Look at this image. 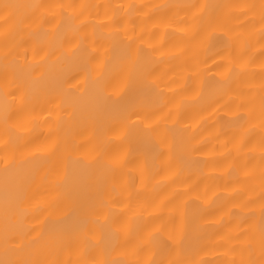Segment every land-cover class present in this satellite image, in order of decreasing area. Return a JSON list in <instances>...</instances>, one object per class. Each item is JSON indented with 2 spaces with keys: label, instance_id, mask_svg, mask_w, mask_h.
<instances>
[{
  "label": "bare ground",
  "instance_id": "obj_1",
  "mask_svg": "<svg viewBox=\"0 0 264 264\" xmlns=\"http://www.w3.org/2000/svg\"><path fill=\"white\" fill-rule=\"evenodd\" d=\"M3 3L101 7L91 9L92 16L79 19L73 18L74 11L70 9L67 15H58L56 20L46 25L47 34L38 40L25 36L26 43L19 51L27 50L28 56L21 55L18 65H10L7 80L0 38V259L17 258L12 252L5 256L6 225L16 230L15 244L19 246L27 239L23 232L38 226L48 217L73 228L86 225L85 232L80 234L81 243L66 249L60 256L68 264H85L93 259L102 261L107 250L117 244L123 245L120 258L130 262L137 259L148 261L150 254L135 252V239L126 235L129 226L140 232L160 227L168 247L182 243L185 254L201 261V264L238 262L241 259L240 247L244 243L240 233L249 226L243 222L249 213V208L244 206L245 201L250 194H258L260 190L257 178L244 176L248 169L258 170L259 129L257 140L238 152L234 147L232 122L236 114L244 111L239 105L245 100L255 96L258 103L260 64L264 58L260 56V45L253 43L250 53L253 61L246 73L227 80L226 70L230 66L229 61L235 59L234 49L226 47L225 39L213 41L205 51L201 40L193 36V28L198 21L192 18L190 11L179 6L259 4L260 0H0V4ZM129 4L173 7L159 8L158 15L151 19V7L137 10L123 25L115 26L121 30L128 29L129 35H142L144 48L151 45L158 49L154 53L156 72L153 79L162 90V93L149 91L138 82L127 90L122 102L145 110H156L160 119L156 123H146L154 128L159 125V132L151 139L134 134L117 148L108 144L105 135V129L114 122L115 114L97 102L87 67L76 58L79 56L76 52L78 45L101 52L104 49L99 43H93L99 38L93 35L91 28L76 29L85 19L93 17L97 22L111 23L104 16V5ZM213 11L218 12L219 9ZM251 27L244 16L235 15L218 22L216 32L222 36L231 29L228 36L235 38L247 34ZM133 28L135 33L131 31ZM182 28L184 32L179 31ZM41 47L50 54L40 73H30L26 60L32 61L33 51ZM217 51L221 55H213ZM110 55L106 78H118V83L123 84L131 70L119 60L118 51H112ZM208 55H212V59L204 63ZM40 58L36 56L35 60ZM18 87L20 92L16 91ZM108 91L112 93L113 89ZM5 92L11 95L6 98ZM26 92L41 123L31 133L32 143L18 149L16 156L27 157L37 147H49L50 151L38 154L40 158L35 162L38 171L33 166L13 169L8 172L6 180L3 161L6 156L11 159L12 152L4 150L5 102L7 99L15 112ZM53 95L58 96L57 103L65 102L63 106L67 111L60 112L64 121L55 135L49 138V132L55 126L43 123L48 113L42 109L52 107L47 104V99ZM53 141L59 142L58 148ZM65 146L72 150L66 151ZM116 154L123 156L124 163L116 173H112L105 161L108 156ZM64 166L73 174L75 183L68 185L63 195L57 197L41 177ZM21 189L35 195L31 201L33 206L42 202V198H56L51 215L35 213V219L22 220L16 211ZM104 202L112 208V214L121 216L119 241L110 237L113 226L104 221L107 212L88 211ZM6 204L9 209L7 215ZM88 234L93 235L95 248L86 251L82 241ZM155 258L167 264L173 254L157 252Z\"/></svg>",
  "mask_w": 264,
  "mask_h": 264
},
{
  "label": "snow or ice",
  "instance_id": "obj_2",
  "mask_svg": "<svg viewBox=\"0 0 264 264\" xmlns=\"http://www.w3.org/2000/svg\"><path fill=\"white\" fill-rule=\"evenodd\" d=\"M99 5H73V4H44V3H3L0 4V38L3 41V60L5 79L10 70V65H18L21 55L25 58L28 56L27 50L23 53L19 49L26 43L25 36L29 39H39L40 36L47 34L46 25L56 20L58 15H67L68 10L74 11V19L80 17H90L91 9L99 8ZM104 16L111 23L97 22L95 18L85 19L77 26V31L88 30L91 28L93 35L99 39L93 43H99L104 49H99L78 45L76 52L80 59L87 67L89 79L93 83L94 96L98 103L109 107L115 114L114 122L105 129V135L108 138V144L116 145L117 148L122 147L134 134L144 135L151 139L153 134L159 132V125L152 127L146 121L156 123L160 118L156 110H145L136 106L123 103V97L127 95V90L138 82L143 88L149 91L162 93L156 81L153 79L156 67L154 53L158 49L152 48L151 45L146 49L142 46L143 36L139 34L129 35V30H121L116 25H123L127 19L137 10H143L151 7L152 14L149 17L158 15V9L162 7H173L168 5L149 6V5H104ZM191 12V16L198 23L193 28V36L198 37L204 45V50L208 51L211 43L216 40H225L226 47L234 49L235 59L229 61V67L226 70V79L231 80L234 76L246 73L249 64L253 61L250 54L253 43L260 45V56L264 58V0H260L259 4H224V5H207V4H190L179 6ZM219 9L218 12L213 11ZM78 10V11H76ZM111 13V15L109 14ZM98 15V13H97ZM147 15V13H145ZM242 15L252 26L247 34L237 35L235 38L228 36V31L222 36L217 35L216 25L221 20H226L230 16ZM256 25H259L257 28ZM35 26V27H34ZM135 33V29L131 30ZM184 32L185 29H180ZM140 42V43H138ZM107 45V46H106ZM118 51L119 60L130 68L128 77L123 84L118 83V78L108 79L106 73L109 70L111 61L110 52ZM41 53L44 55L41 56ZM50 53H45L43 47L33 51V60L27 61V69L30 73H40L46 57ZM54 54V53H51ZM75 55V54H74ZM213 55H221L220 51ZM40 56V60L36 61L35 57ZM212 59V55H208L203 61ZM196 65H193L195 68ZM261 67V83L259 85V100L256 97H250L239 105L244 111L236 114L232 126L234 129L233 141L236 151L240 152L248 148L257 140V129H259L258 144L260 159L257 168L248 169L244 172V176L248 178H257L259 180V193H252L245 201V207L249 208L247 218L243 221L248 224V228L240 233L244 243L240 247L241 259L235 264H264V59L260 64ZM93 73L95 75L93 76ZM113 89L110 93L108 89ZM117 89H119L117 91ZM17 92L21 88L16 89ZM11 93L5 92L7 98ZM21 106L13 112L9 107L6 99L5 109L3 113L4 119V141L5 152H12V157L7 156L3 163L5 165L4 172L7 180V174L10 170L21 169L25 166H33L40 158L38 154L48 153L49 147H37L34 153H30L27 157L17 158L16 152L22 147H26L32 143L30 137L36 126L41 123L40 118L34 114L35 109L31 104L30 95L21 97ZM58 96L53 95L47 99V104L52 105L50 108H44L43 111L48 113L43 123H51L55 127L49 132V138L55 135L56 130L63 123L64 117L60 112H66L64 101L57 103ZM15 97H13V101ZM217 103L219 101H216ZM171 120V116L168 117ZM10 121H15L11 122ZM175 121H173V124ZM163 141H161L162 143ZM56 147H59L58 141H53ZM153 143H156L153 140ZM106 148V146H105ZM159 150V144H157ZM53 151L55 149H52ZM66 151H71L70 146H65ZM104 151V148L101 149ZM193 151L197 149L193 148ZM163 156V151L160 152ZM124 159L122 155H110L105 161L106 167L116 173L123 165ZM38 171V168H35ZM35 179V172H33ZM41 181L49 185L50 191H55L57 197L62 196L64 189L75 183L73 174L70 173L67 166L57 168L54 172L46 173L41 177ZM35 195H29L22 189L19 192V199L16 205V211L21 219L33 218L35 213H49L55 208L56 198H42V202L33 206L31 201ZM9 209L6 204L5 213L7 215ZM89 212L105 213L104 221L112 225L110 237L114 241H119L121 236V216L112 214V208L104 202L101 206L91 208ZM86 225L79 228H73L63 225L59 220H50L45 217L36 227H30L23 232L27 238L25 244L16 245V230L10 229L7 225L5 228V256L9 252L17 255L15 259H0V264H68L60 258L61 254L68 248L74 247L81 243L80 234L85 232ZM126 235H130L135 239L136 253H148L150 259L148 261H127L120 258L123 253L121 247L123 245H114L106 252V258L102 261H86L85 264H165V261L156 259L157 252L168 251L173 254V258L167 260V264H201V261L190 258L185 254L182 243H175L171 247L167 246V241L163 239L160 227L152 228L150 231L140 232L134 231L131 226L128 228ZM11 241V243H10ZM94 237L91 234L84 235L83 243L85 250L95 248ZM125 243H128L126 240ZM48 257H54L48 259Z\"/></svg>",
  "mask_w": 264,
  "mask_h": 264
}]
</instances>
